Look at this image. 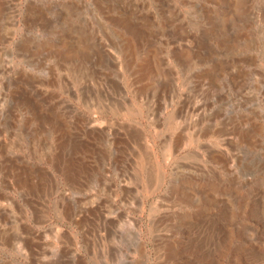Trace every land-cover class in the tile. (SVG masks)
Returning <instances> with one entry per match:
<instances>
[{"label": "rangeland", "instance_id": "374dc122", "mask_svg": "<svg viewBox=\"0 0 264 264\" xmlns=\"http://www.w3.org/2000/svg\"><path fill=\"white\" fill-rule=\"evenodd\" d=\"M0 264H264V0H0Z\"/></svg>", "mask_w": 264, "mask_h": 264}]
</instances>
